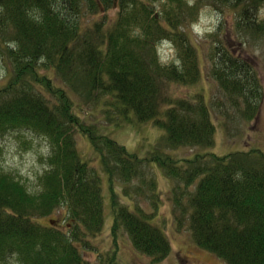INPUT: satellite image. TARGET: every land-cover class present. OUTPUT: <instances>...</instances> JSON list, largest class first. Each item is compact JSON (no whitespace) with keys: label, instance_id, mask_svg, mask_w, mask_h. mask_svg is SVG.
<instances>
[{"label":"trees","instance_id":"trees-1","mask_svg":"<svg viewBox=\"0 0 264 264\" xmlns=\"http://www.w3.org/2000/svg\"><path fill=\"white\" fill-rule=\"evenodd\" d=\"M215 4L236 8L237 29L264 37V0H0V62L7 76L0 83V136L27 132L49 147L34 190L0 172V264H89L81 248L88 249V237L104 230L105 197L102 178L82 159L75 134L94 147L110 174L124 180L137 176L135 167L142 162L75 112L68 88L53 82L56 75L67 82L79 76L88 96L105 95L125 115L152 122L173 146L214 144L216 122L204 94L178 98L168 86L199 83L201 46L187 29L204 6ZM109 11H115L114 18ZM221 26L207 36L209 75L230 107L254 120L264 96L261 78L228 50L218 37ZM162 41L172 43L177 63L160 62L156 45ZM216 106L224 112L221 103ZM150 159L186 186L197 182L188 204L181 205L182 193L174 201L180 211L176 222L181 226L188 218L197 245L227 264H264L259 149ZM111 182L114 242L123 230L134 251L159 263L170 255L168 238L152 223L153 215L131 209ZM56 212L63 213L61 227L40 223ZM102 264L117 263L103 256Z\"/></svg>","mask_w":264,"mask_h":264},{"label":"rangeland","instance_id":"rangeland-1","mask_svg":"<svg viewBox=\"0 0 264 264\" xmlns=\"http://www.w3.org/2000/svg\"><path fill=\"white\" fill-rule=\"evenodd\" d=\"M237 12L236 8L222 4L206 5L202 8L196 23H192L187 29V32L201 46L198 55L202 77L199 83L194 85L171 83L168 86V93L178 98L189 97L199 92L204 94L216 122L214 144L210 147L173 146L167 140L164 131L152 122L140 123L132 114L125 115L105 95L97 98V95L93 93L88 96L82 88L83 83L79 80V76L70 82L59 75L53 77V82L58 86L68 88L67 92L75 103V112L80 114L85 122L95 126L101 134L125 146L128 152L142 158V162L135 167L138 172L137 176L124 180L117 172L110 174L103 160H100L101 158L94 152V147L85 138L75 134L82 159L87 161L102 178L101 184L105 197L104 230L98 235L88 237V249L81 248L82 256L89 264H102L103 256L113 258L117 264H155L151 258L134 251L130 245V237L123 230L117 232L116 243L114 242L110 228L112 204L109 186L111 181L118 194L122 193L125 198L122 201L131 209L137 207L142 212L153 215L154 222L152 223L157 225L168 238L171 244L170 255L156 264H227L194 242L187 223L188 218H183L181 226L176 222V216L180 214V211L174 201L182 193L185 197L182 198L181 205L188 204L187 194L194 191L197 182L186 186L182 180L169 175L160 162H150V158L152 155L159 154L180 161L196 154L212 153L222 156L237 151H248L252 148L259 149L264 155V96L257 113L258 116L254 120H245L236 108L230 107L226 97L209 75L211 59L207 49L210 47L211 39L207 36L221 24L218 37L221 35L229 51L244 58L255 68L261 78L264 95V37L237 29L234 26ZM108 14L114 18L115 11H109ZM260 16L264 18V9ZM156 46L162 64L172 61L177 63L175 48L171 42L162 41ZM5 73L6 68L0 62L1 84L7 79ZM82 90L88 98L84 96ZM217 102L223 105L222 111L224 112L218 111ZM48 150L47 142L31 133L15 132L0 136V172L12 173L30 190H34L38 184V176H41L47 166L43 159L47 156ZM109 162L110 160L108 164L112 167ZM181 168L186 169V164L182 162ZM62 216V212H56L50 217H41L40 223L44 226L61 227L64 224Z\"/></svg>","mask_w":264,"mask_h":264}]
</instances>
